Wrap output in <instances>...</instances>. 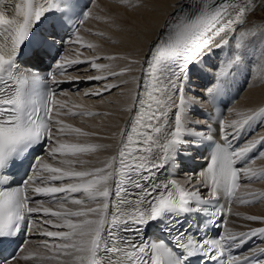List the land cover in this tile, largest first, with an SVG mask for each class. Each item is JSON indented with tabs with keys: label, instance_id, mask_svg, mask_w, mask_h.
Listing matches in <instances>:
<instances>
[{
	"label": "snow or ice",
	"instance_id": "1",
	"mask_svg": "<svg viewBox=\"0 0 264 264\" xmlns=\"http://www.w3.org/2000/svg\"><path fill=\"white\" fill-rule=\"evenodd\" d=\"M187 2L192 7L199 6V10L190 15L182 6L183 0L173 5L156 38L147 44L139 59L97 54L81 60L84 53L79 52L76 59L67 60L62 55L49 74V91L40 99L26 92V80L13 79L7 69L33 26L51 6L47 0L41 3L24 0L16 4L13 17L0 12V169L22 147L44 142V155L37 158L22 186L3 187L8 179L0 176V237L19 233L21 228L28 237L9 264H19L20 260L31 264H182L194 255L203 257L201 264L205 261L208 264H264V261L249 259L264 255V246L251 250L250 255L234 254L236 247H243L252 238L264 240V227H249L247 231L225 227L233 202L254 206L264 199V194L258 199H232L242 186L241 173L248 181L244 187L264 180V169L258 175L251 167L257 158H264V151H257L264 145V135L259 138L253 135L237 146L246 128L252 123L264 122V106L246 112L232 109L235 118L220 120L223 143L217 145L207 168L192 176L194 179L183 183L174 179L163 184L153 183L158 172L171 163L173 149L185 142L182 139L185 135L212 139L184 123L186 109L197 101L184 91L183 81L189 65L232 42L235 54L220 65L215 72V84L205 93L212 97L240 62L239 52L245 43L264 33V19L259 24L251 19L256 11L255 0ZM89 17L90 11L79 25ZM79 25L75 41L68 42L95 50L96 44L82 40ZM101 59H119L126 63L115 71L116 65L99 63ZM81 64L97 73L87 79L97 82L98 90L85 93L86 96L103 101L106 93L114 94L115 89L123 94L125 86L135 85L129 90L130 103L124 109L129 121L119 133L101 136L100 131H85L66 122L65 118L110 115L86 109L75 112L65 101L56 98L68 94L60 89L64 81L59 77L68 76L71 81L68 66ZM257 69L264 71V54L252 68V75ZM133 72L139 75L127 76ZM98 139L118 140L116 151L100 159L99 153L114 145L95 142ZM250 153L256 154L250 156ZM221 195L226 203L216 213L219 220L216 226L221 229L219 237L197 241L179 236L174 244L184 252L183 257L175 256L164 242L143 239L144 228L166 213L170 214L168 223L171 224L175 217L199 211L201 205L216 201ZM45 204H52L57 210ZM68 204L75 208L66 207ZM235 216L264 224V216L239 213ZM43 225L49 227L38 234L48 239L30 241V234H37L36 230ZM29 243L36 244V248L26 249Z\"/></svg>",
	"mask_w": 264,
	"mask_h": 264
},
{
	"label": "bare ground",
	"instance_id": "2",
	"mask_svg": "<svg viewBox=\"0 0 264 264\" xmlns=\"http://www.w3.org/2000/svg\"><path fill=\"white\" fill-rule=\"evenodd\" d=\"M110 2L113 3L111 4ZM180 2L181 0H96L90 10V17L85 23V30L83 29L79 35L82 37L83 41H90L96 44L97 48L95 50L85 49L82 48L80 44L76 43L71 49L75 54H72L70 58L74 60L77 58L79 52H83L84 55L80 56L81 60H84L85 57L90 58L97 54L101 57L126 56L132 59H139V54L146 49L148 43L156 38V33L159 31L160 26L164 23L168 14L173 11L172 6ZM182 6L190 15L199 10V6L192 7L188 4L187 0H183ZM88 30L90 32H88ZM234 54L235 49L232 47V42H230V44L224 48L213 49L208 54L204 55L198 63L189 65L183 81L184 90H191L192 93H205L207 88L200 90L192 86L191 82L197 85L200 80L195 79L194 77L190 79L191 74L193 72H198L205 78L209 77L211 81H215V72L222 63H226L228 60L232 59ZM262 54H264V33L250 38L240 50L239 55L241 60L239 63L235 64L231 70L233 71L231 78H243L246 70L249 71L250 69V82L239 100L231 107L227 120L235 118L231 111L232 109L246 112L248 109L264 106V71L257 69L256 73L252 75V68L258 63ZM98 62L116 65L113 69L115 71H119L120 67L126 63L125 60L119 59L116 61L101 59ZM76 66L77 65H73V67ZM79 67H76L79 68V70L76 69L70 73V76L72 77V80L70 81L71 87L90 82L93 84L92 89H84L85 91H83L82 94H80V92L78 97L72 95L73 93L71 94L70 91H67V95L69 96L68 100H62L74 104L73 101L71 102V99L76 101V99L79 98V101H77L78 106L70 107L75 112H80L86 109L93 113H110V115H101L100 117L85 116L80 117L79 119L65 118L66 122L72 124L74 127H81L85 131H100L101 136H107L112 132L119 133L129 121V115L124 109L130 103L128 95L129 90L134 88L135 85L129 84L125 86L123 88V94L119 90H116L115 92L114 89L113 91L115 94H113L112 98H110L111 96L108 98V94L106 96L107 99H104L103 101L100 99V101L96 100L98 102L97 104H88V102L90 103L91 100H94V97H91L92 99L90 100H86L84 98L85 92H95L98 89L95 87L97 82L88 81L87 78L88 76L97 73H90V67L86 69L83 64L82 67ZM132 75H139V72L127 74L128 77H131ZM202 83L204 84V81ZM208 84L209 83L207 82V85ZM188 96L194 97L192 94ZM95 142L114 145L112 149L101 151L99 153V158L103 159L116 151L115 145L118 143V140L98 139ZM251 167L255 170H261V168L264 167V158H259L257 162L251 165ZM248 187L249 188L245 189L248 192L256 190L259 196L260 194H264V181L257 182ZM254 198V196H251L249 199ZM262 202H264V199ZM44 206L57 210L54 205ZM66 207L75 208V206L71 204L66 205ZM231 213V217L229 218L226 227H230L235 231H247L249 227H262L264 225L238 219L235 216V213L241 215L264 216V203L249 208H232ZM233 221H235V223H233ZM48 227V225H43L41 229L37 230L42 231L43 228ZM50 230L65 229L51 228ZM45 239L48 238L41 240ZM260 246H264V244ZM34 248L36 247L33 243L28 244L26 247V249ZM13 264H16V262H13ZM19 264H31V262L19 261Z\"/></svg>",
	"mask_w": 264,
	"mask_h": 264
},
{
	"label": "rangeland",
	"instance_id": "3",
	"mask_svg": "<svg viewBox=\"0 0 264 264\" xmlns=\"http://www.w3.org/2000/svg\"><path fill=\"white\" fill-rule=\"evenodd\" d=\"M256 1V0H255ZM258 1V2H257ZM256 2H255V4H256V11H255V14L251 17V19L253 20V21H255L257 24H259L260 22H261V20L262 19H264V3H262V0H257ZM111 4L113 3V2H110ZM259 22V23H258ZM88 32H90L89 30H88ZM72 54H75L74 53V51H72ZM89 54V53H88ZM217 62V61H216ZM93 71H91L90 73H92ZM93 84H91L90 82H87L86 83V85L84 86H82L81 87V89H79V90H76V91H73V92H70L72 95H75V96H77L78 97V95H79V93L80 94H82L83 93V91H85L86 89H88L89 88V90H91L92 89V87L90 88V86H92ZM258 87V86H257ZM85 89V90H84ZM69 92V91H68ZM114 92V91H113ZM115 92H116V90H115ZM115 92H114V94H115ZM78 93V94H77ZM85 93H87V92H85ZM91 93V92H90ZM108 94L106 93L105 94V99H107V97L109 98V96H111L110 98H112L113 97V94H111V95H108ZM107 96V97H106ZM94 97V100L93 101H95V102H93L92 100L90 101V103L88 102V104H97L98 102L97 101H100L99 100V98L98 97H95V96H92V98ZM68 98H69V96L66 98V99H64V100H68ZM84 98L86 99V100H90V99H92L91 97H89V96H86L85 94H84ZM83 98V99H84ZM84 99V100H85ZM97 100V101H96ZM74 102V104H72V103H70V102H68L69 104H67V106H70L71 105V107H74V105L76 106L77 105V101H79V98H77L76 99V101H74V99L72 100L71 99V102ZM78 106V105H77ZM80 117H78V118H75V119H79ZM69 119V118H68ZM71 119V118H70ZM72 119H74V118H72Z\"/></svg>",
	"mask_w": 264,
	"mask_h": 264
}]
</instances>
